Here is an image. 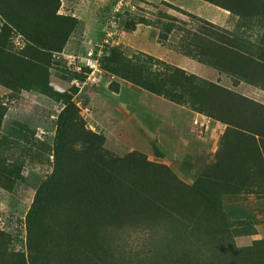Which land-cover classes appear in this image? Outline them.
<instances>
[{
	"label": "trees",
	"instance_id": "obj_1",
	"mask_svg": "<svg viewBox=\"0 0 264 264\" xmlns=\"http://www.w3.org/2000/svg\"><path fill=\"white\" fill-rule=\"evenodd\" d=\"M63 1L0 0V148L11 142L21 148L15 164L0 163V189L12 191L22 182L24 163L40 152L53 158L25 214L24 237L0 229V264H264L262 249L235 247L247 225H236L240 213L225 211L230 197L264 180L262 104L177 67L156 70L152 57L113 48L100 61L103 73L226 127L215 161L191 184L166 165L107 150L106 138L88 130L79 115L76 88L56 101L61 111L53 145L36 140L21 123L2 136L5 100L43 95L36 85L42 71H59L58 56L81 41L84 22L62 14ZM203 1L229 12L236 27L190 34L182 54L233 87L264 93V0ZM89 72L70 76L83 84ZM109 88L118 93L120 84ZM141 236L154 250L141 254L136 242L130 245Z\"/></svg>",
	"mask_w": 264,
	"mask_h": 264
},
{
	"label": "rangeland",
	"instance_id": "obj_2",
	"mask_svg": "<svg viewBox=\"0 0 264 264\" xmlns=\"http://www.w3.org/2000/svg\"><path fill=\"white\" fill-rule=\"evenodd\" d=\"M119 1L62 2L60 11L62 14L73 15L84 22L85 29L81 41L79 44L72 43L69 50L57 59L61 66L59 71L49 69L42 71L36 85L43 95L23 93L21 98L14 102L11 99L5 100L9 110L4 118L1 134L8 136L15 123H21L34 131L36 140L53 145L57 119L61 111L56 101H60L65 93H70L72 88H76L78 93L73 97V102L79 109V115L88 130L106 138L107 150L119 157L131 156L166 165L182 182L191 184L194 178L215 161L224 129L213 123V131L200 134L191 121L192 111L189 108L172 103L171 105L169 102L157 106L160 102L158 97L103 72L97 73L91 79L87 74L83 84L70 76L75 72L69 68L65 57L87 58V53L92 48L97 50L102 45L105 30L115 16ZM129 1L136 2L131 3L136 12L121 15V40L116 48L129 49L144 55L143 58L152 57L159 62L154 64L156 70L166 69V66L177 67L189 75L216 83L264 105L263 92L246 85L233 87L230 80L224 76L182 54L183 41L190 34H201L210 30L234 31L237 19L229 12L203 0ZM140 19L145 22L140 23ZM133 22L136 27L134 31L128 27L130 24L132 27ZM169 28L171 32L167 33ZM112 82L120 84V95L108 88ZM136 98L142 100V103L138 104L140 110L136 113L130 108V112L120 110V105L130 104L129 100L133 105ZM172 106L178 111L176 119L173 123L162 124L161 128L165 130L162 131L157 122L158 114H167L166 117H171L169 113ZM19 147L13 142L6 148L1 147L0 163L15 164L20 159ZM40 154L41 157L35 161L28 160L24 163L21 171L23 181L12 191L0 189V229L18 237L19 240L24 237L25 214L38 187L53 168V158L50 156L43 158V153ZM225 202L227 214L235 217L234 214L238 212L243 217L241 222L236 221V225L237 223L247 225L243 228L244 235L234 239L235 247L239 249L257 247L264 252V180L259 181L252 191L242 192ZM133 242L141 247V254L154 250V244L147 241L144 236L133 237L129 241L130 245H133ZM187 245V249L190 247L196 252H204L203 249L196 248L197 246ZM181 246L182 248H177V251L184 249L185 245ZM17 247L20 248L21 245L18 244Z\"/></svg>",
	"mask_w": 264,
	"mask_h": 264
},
{
	"label": "built area",
	"instance_id": "obj_3",
	"mask_svg": "<svg viewBox=\"0 0 264 264\" xmlns=\"http://www.w3.org/2000/svg\"><path fill=\"white\" fill-rule=\"evenodd\" d=\"M131 2L128 0H120L117 4L115 16L110 20L108 27L104 33V39L102 45L98 47L97 50L92 48L91 51L87 53V58L76 57V56H66L65 60L68 62L69 68L76 74H83L85 70H89V78L95 77V75L101 74V66L100 61L101 59L107 55V52L113 48L119 46V42L121 40V30H120V17L121 15L128 13H135L136 8L131 6ZM64 58V56H63ZM60 59V56H58ZM191 121L193 125L198 129L200 134L209 133L213 131V123H215L211 118L208 116L194 112L192 113ZM218 125V128L221 127L222 129H226L225 126L215 123ZM224 134V133H223Z\"/></svg>",
	"mask_w": 264,
	"mask_h": 264
},
{
	"label": "crops",
	"instance_id": "obj_4",
	"mask_svg": "<svg viewBox=\"0 0 264 264\" xmlns=\"http://www.w3.org/2000/svg\"><path fill=\"white\" fill-rule=\"evenodd\" d=\"M110 86V85H109ZM109 88V87H108ZM120 89H121V87H120ZM119 89V92L121 91ZM118 92V95H120V93ZM139 97V96H138ZM159 98V97H158ZM160 100V102L158 103L159 105H157V106H163L164 105V102H167V101H164L163 99H161V98H159ZM163 101V102H162ZM129 102H130V104H127V103H124V104H122V105H120V110L122 111V112H124V110H127V111H129L130 112V110H129V108L131 109V111H133L134 110V112L136 113L137 112V110H140L138 107H140V105H138L139 104V102H141L142 103V100L139 98V99H137L136 98V101H135V105L133 104V105H131V101L129 100ZM126 104V105H125ZM169 104H171L170 102H169ZM172 105V104H171ZM129 106H131V107H129ZM174 106V105H173ZM173 106L170 108V113H169V115H171V117H166L165 115H167V114H161V113H159L158 115H159V119H157V122H159V127H160V129H162L161 128V126H162V124H169V123H173L174 122V120L176 119L175 117V115H177V110H174L173 109ZM123 110H122V109ZM138 108V109H137ZM141 108V107H140ZM142 110V109H141ZM126 113V112H125ZM145 113V112H144ZM191 114L190 115H192V112H190ZM126 115H128V113H126ZM145 115V114H144ZM164 117H163V116ZM186 115H188V114H186ZM160 117H161V120H160ZM148 117H146V119H147ZM166 118V120H164ZM162 131H165V130H163L162 129ZM159 133V132H158ZM163 135H164V133H163ZM163 139V138H162Z\"/></svg>",
	"mask_w": 264,
	"mask_h": 264
}]
</instances>
